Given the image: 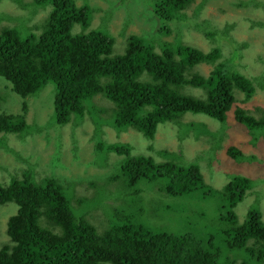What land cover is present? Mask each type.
<instances>
[{
    "label": "trees",
    "instance_id": "trees-1",
    "mask_svg": "<svg viewBox=\"0 0 264 264\" xmlns=\"http://www.w3.org/2000/svg\"><path fill=\"white\" fill-rule=\"evenodd\" d=\"M193 1L158 0L154 5L152 0H145L151 15L158 18L153 23V35L160 32L159 38H162L180 33L175 23L187 19L183 12ZM124 2L116 1L118 6ZM32 4L42 8L51 6L42 32L40 35L30 32L26 21L21 30L0 28V76L26 99L51 85L53 104L50 117L43 123L51 125L50 129L68 126L72 130L75 153L76 134L85 133L90 121L95 162L106 165L110 154L119 156L115 169L123 180L121 187L119 174L103 173L96 177L101 183L96 179L92 183L96 189L94 196L78 197L75 207L71 200L81 178L74 175L63 185L65 177H57L52 172L51 176L39 180L36 177L40 175L36 171L39 157L35 163L26 161L27 169H21V179L11 174L7 183L0 182V205L14 203L18 207L8 219L11 244L0 248V264H264V220L258 199L243 221L236 212L257 181L237 174L222 189H214L206 183L197 162H187L167 150L160 152L176 162L134 156L131 144L106 141L103 135L106 127L117 134L134 128L153 140L158 127L170 123L178 125L181 137L188 136L191 130L198 137L207 126L195 121L183 122V117L201 114L226 125L228 113L233 110L234 120L249 131L251 141L257 142L264 136V115L257 118L236 105L237 94L243 97L239 103H247L256 95L258 86L240 71L238 63L244 45L236 46L231 41L232 52L224 56L219 46L204 52L176 37L171 42L161 41L156 51L140 35L131 34L124 52L115 54V37L109 31L100 30L108 26L114 14L111 9L78 5L75 0H32ZM235 4L264 7V1L258 0H240ZM201 8L202 4L197 6ZM97 11L104 15L100 24L91 29ZM76 25L81 27L79 33H73ZM225 39H230L228 33ZM200 64L212 66L208 75L195 71ZM258 87L264 89V84ZM189 89H199L202 94H192ZM98 96L105 98L111 108L95 104ZM256 110L262 112L260 108ZM23 111H28L26 102ZM42 128L43 124L37 122L28 124L25 115L0 111V146L12 150L3 143L8 135L24 138ZM48 135L44 137L50 144ZM55 144L50 159L52 168L62 164V141ZM227 154L238 163L251 159L235 146H230ZM0 168L6 167L0 165ZM113 182H117L115 191L118 189L117 195L123 200L119 207L106 203L112 194L106 189ZM142 193L144 197H152L160 207L159 212L157 208L151 214L153 221L159 214L160 230L134 223L137 214L133 209L137 206L136 200L144 198ZM186 197L215 200L217 208L212 213L196 209V215H191L196 219L195 227L192 224L191 227V216L179 210L183 206L177 208L174 203ZM83 207L87 209L82 210ZM100 207L104 208L107 224L102 232L88 218ZM173 212L184 221L176 223L170 232L174 226L169 224L174 219Z\"/></svg>",
    "mask_w": 264,
    "mask_h": 264
},
{
    "label": "rangeland",
    "instance_id": "rangeland-1",
    "mask_svg": "<svg viewBox=\"0 0 264 264\" xmlns=\"http://www.w3.org/2000/svg\"><path fill=\"white\" fill-rule=\"evenodd\" d=\"M19 1L20 3L17 0H0V28L16 27L21 30L24 27L23 21H26V26H29L30 32L40 35L43 25L49 16L51 6L42 8L33 5L32 0ZM75 1L78 5L85 3L90 7L96 5L104 10H112L114 14L109 20L108 26L105 25L100 30L107 33L109 31V34L111 33L115 37V54L124 52L127 39L131 34L140 35L145 43H151L155 46L156 51H159L157 45L161 44V41L171 42L176 37H179L184 44L193 46L204 52H208L212 48L219 46L224 56H229L232 52L231 41H233L236 46L244 45V48H241L242 58L240 63H238L240 64V71L248 78L255 80L258 86L260 83L264 84V27L261 26L264 24V7H255L252 4H247L245 7H237L235 3L240 0H194L183 12L187 19L183 22L175 23L180 33H173L170 36L159 38L162 33L159 32L157 35H153L155 31L153 23L157 22L156 19L158 18L151 15L148 9L150 6L146 5L145 0H124L125 2L121 6H118L117 0H109V2L107 0ZM157 1L152 0L154 5ZM258 1L263 2L264 0ZM200 4H202V8L197 9V6ZM103 15L102 11L95 12L90 26L91 29L100 24ZM198 23H201L200 26L197 25ZM80 29L81 27L76 25L73 33H79ZM209 32L218 33L215 36H210L208 35ZM220 32L223 33L219 34ZM227 33L230 38L228 41L225 39ZM211 70L212 66L207 64H200L195 68V71H199L203 75H208ZM258 86L256 95L247 103H239L243 97L237 94L238 102L236 105L260 118L264 115V89H260ZM189 91L198 96L202 94V91L199 89H189ZM0 93L2 96V103L0 104L1 112L13 115H25L28 124L37 122V124H43L44 127L34 131L35 136L28 135L22 138L17 134H11L7 136V139L4 138L3 143L10 146L12 150L4 148L2 145L0 146V165L6 167L0 168V182L7 183L11 178V174L21 179V169H27L26 161L35 163L36 158L39 157V162L37 163L38 169L36 171H39L40 175H36L37 179L40 180L42 177L51 176L53 173H56L57 177L59 175L62 178L65 177L62 181L63 185H66V182H70L69 178L74 175L82 179V182H78L75 185L74 197L71 200L75 207L79 201L78 197L94 196L96 189H94L95 187L92 183H94L96 177L101 176L103 173L110 172L111 174L113 171L119 174L121 176L119 183L122 187V174L115 169L117 166L116 160L119 156L110 154V159L106 165H100L95 162L94 143L91 141L94 133L90 121L89 124L87 123L88 126L85 133L79 131L76 134L78 148L75 153L72 151L73 145L71 144L72 130L68 126L50 129L51 125H48L47 122L43 123L50 117V105L53 104L54 92L51 85L42 89L37 96L26 99L14 91L11 83L6 78L0 76ZM25 102L28 105L27 113L23 111ZM94 103L111 108V104L101 96L96 97ZM257 108L262 109V112H258ZM228 114L226 125H222L220 122L201 114H187L183 117V122L195 121L207 126L203 133L198 134V137H196V132L191 130L190 134L183 138L179 135L178 125L170 123L160 125L153 140L145 138L142 133L134 128H128L117 134L114 129L106 127L104 128L103 135L105 134L104 137L106 139L104 138V140L106 141H119L131 144L134 156H150L156 162L168 160L176 162L175 159H170L166 154L160 152L167 150L170 153L180 155L187 162H197L206 183L214 189H222L229 182L232 175L239 174L252 178L257 183L246 195L245 199L239 203L236 212L239 215L240 221H243L249 208L258 199L264 220V136L260 137L257 142L251 141L249 131L234 120L233 110ZM45 134H49L50 144L46 142ZM58 140L62 141L63 144L60 151V162L62 164L52 168L50 162L51 154L54 152L56 146L55 141ZM230 146L237 147L247 156L251 157V159L241 163L234 161L227 154V149ZM96 180L101 183L98 179ZM161 183H158V185L160 186ZM116 184L117 182H113L109 186V189H106L107 193L112 192L106 203H109L113 207H119L123 203V200L117 195L118 189L117 193L115 191ZM66 189L68 190L69 186ZM141 195L144 197V193ZM66 196L69 197L70 193H66ZM117 197L119 199H116ZM136 201L138 202L137 206L133 209L137 214L134 223L157 227L156 229L160 230L159 222L161 221L158 222L159 214L156 221H153V218H151V214L156 213L157 208L158 212L160 211L159 205L154 203L152 197L149 195ZM165 201L167 202L166 199ZM174 203L177 208L183 206L179 210L188 212L190 216L196 215V209H206L212 213L217 208L215 200L201 197L199 200H190L189 197L178 198ZM139 206L141 207L140 210L138 209ZM17 209L18 207L14 203L0 205V248L4 244H11L10 237L7 234V223L10 216L17 212ZM86 209L87 207L82 208V210ZM103 211L104 208L100 207L88 216L99 232H102L107 226ZM171 215L174 219L169 224L170 226L174 225L170 230V232H173L176 223L182 219L177 212H173ZM192 216L190 217L191 223L189 222V225L195 227L194 222L196 219ZM179 231H182V228Z\"/></svg>",
    "mask_w": 264,
    "mask_h": 264
},
{
    "label": "clouds",
    "instance_id": "clouds-1",
    "mask_svg": "<svg viewBox=\"0 0 264 264\" xmlns=\"http://www.w3.org/2000/svg\"><path fill=\"white\" fill-rule=\"evenodd\" d=\"M34 134V133H33Z\"/></svg>",
    "mask_w": 264,
    "mask_h": 264
}]
</instances>
